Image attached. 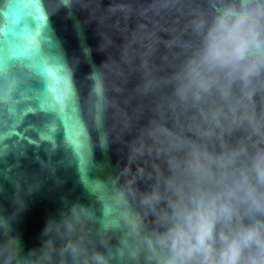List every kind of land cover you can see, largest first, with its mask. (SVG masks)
<instances>
[{
	"label": "clouds",
	"instance_id": "9594fccd",
	"mask_svg": "<svg viewBox=\"0 0 264 264\" xmlns=\"http://www.w3.org/2000/svg\"><path fill=\"white\" fill-rule=\"evenodd\" d=\"M28 11L25 0L0 4V36L22 37L0 54H40ZM190 28L195 39L168 80L175 124L149 122L133 149L159 161L145 187L85 184L98 207L71 203L27 254L0 217V264H264V0H204ZM61 65L67 97L72 69ZM102 65L87 79L106 148Z\"/></svg>",
	"mask_w": 264,
	"mask_h": 264
},
{
	"label": "water",
	"instance_id": "95a60500",
	"mask_svg": "<svg viewBox=\"0 0 264 264\" xmlns=\"http://www.w3.org/2000/svg\"><path fill=\"white\" fill-rule=\"evenodd\" d=\"M60 3L25 0L39 55L0 54V217L7 235L19 237L21 254L42 246L45 225L71 203L98 207L85 184L145 187L159 161L133 149L149 122L175 124L168 80L195 39L190 21L204 0H72L71 9L57 10ZM16 39L0 36V50ZM63 63L72 69L67 97ZM101 65L110 102L106 148L87 79ZM4 244L0 229V250Z\"/></svg>",
	"mask_w": 264,
	"mask_h": 264
}]
</instances>
